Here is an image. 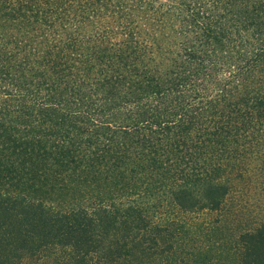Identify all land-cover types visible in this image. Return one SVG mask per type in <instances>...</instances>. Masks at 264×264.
<instances>
[{
  "label": "trees",
  "instance_id": "trees-1",
  "mask_svg": "<svg viewBox=\"0 0 264 264\" xmlns=\"http://www.w3.org/2000/svg\"><path fill=\"white\" fill-rule=\"evenodd\" d=\"M10 248L264 264V0H0Z\"/></svg>",
  "mask_w": 264,
  "mask_h": 264
},
{
  "label": "rangeland",
  "instance_id": "rangeland-1",
  "mask_svg": "<svg viewBox=\"0 0 264 264\" xmlns=\"http://www.w3.org/2000/svg\"><path fill=\"white\" fill-rule=\"evenodd\" d=\"M208 217L211 218V219H214L213 215H209ZM237 235H238L237 233L233 232V236H230V239L232 240L231 244L233 243V245H234L235 239H238V237L236 238ZM199 237L200 236H196V238L194 239V242H193V246H196V245H200L201 246V245L204 244L205 241L204 240H200ZM234 246H236V245H234ZM10 250L13 251V252L11 251V254L13 256L12 258H15V259H16V257L17 258L18 257L22 258L19 264H56L55 261L53 260L54 258L52 256L49 257V255H46V258L43 259V258H41V255H37V256H32L31 257V256H28L24 252H18V251L13 250L12 248H10ZM232 252H234V251L232 250ZM15 259H13L14 262H15ZM221 263L222 264H241V261L236 257V255L234 256V255H232L230 253V254L226 255V257L222 258Z\"/></svg>",
  "mask_w": 264,
  "mask_h": 264
}]
</instances>
